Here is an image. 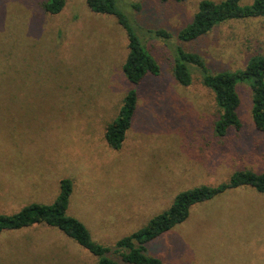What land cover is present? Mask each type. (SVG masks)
<instances>
[{"label": "rangeland", "instance_id": "rangeland-1", "mask_svg": "<svg viewBox=\"0 0 264 264\" xmlns=\"http://www.w3.org/2000/svg\"><path fill=\"white\" fill-rule=\"evenodd\" d=\"M201 1H125V15L166 30L172 41H145L161 75L136 87L132 124L116 151L104 132L132 89L122 71L123 29L113 17L93 14L86 0H64L56 15L45 12V0H0V214L52 204L68 179L67 215L94 242L113 248L167 211L179 193L228 183L237 171L264 172V132L254 127L249 87H238L240 131L219 137L214 97L199 75L193 72L187 88L172 76V45ZM183 47L199 53L212 73L243 69L264 56V18L224 23ZM145 253L161 264H264V194L230 189L195 204ZM0 264L97 260L40 225L1 234Z\"/></svg>", "mask_w": 264, "mask_h": 264}, {"label": "trees", "instance_id": "trees-1", "mask_svg": "<svg viewBox=\"0 0 264 264\" xmlns=\"http://www.w3.org/2000/svg\"><path fill=\"white\" fill-rule=\"evenodd\" d=\"M126 0H86L88 9L96 15L111 16L123 29L127 39V56L122 71L132 86L125 95L121 109L116 118L107 124L104 140L112 150H120L126 132L132 124V117L137 105L136 87L147 76L157 78L161 70L156 60L148 52L145 41L171 43V36L166 30L140 25L128 14L125 15ZM182 2L183 0H160V2ZM241 0H222L214 2L202 0L191 22L177 34V44H173L172 76L176 83L187 88L193 83V72L201 84L214 97L219 113L215 125V134L225 137L229 130L240 131L238 117L240 97L238 87L248 86L251 92V118L254 127L264 132V56L251 57L243 69L234 72L212 73L205 59L195 51H186L183 45H194L208 35L214 28L230 21L264 18V0H254L248 6H241ZM64 6V0H45L43 9L51 15L58 14ZM139 9L138 4L132 5ZM249 187L257 193L264 194V172H234L228 183L217 187L200 186L179 193L170 208L153 217L148 224L137 232L118 240L113 248L104 247L91 239L88 229L74 217L67 215L70 196L73 190L71 180L64 179L59 183V194L50 205L32 203L16 213L0 214V235L33 226H45L58 230L66 238L94 256L97 264H117V257L125 264H161L145 253V245L177 225L182 224L189 216L195 204L211 200L230 189ZM110 256V257H109Z\"/></svg>", "mask_w": 264, "mask_h": 264}]
</instances>
